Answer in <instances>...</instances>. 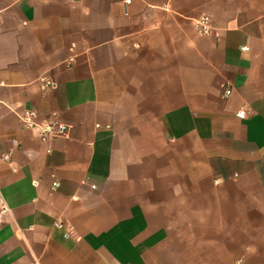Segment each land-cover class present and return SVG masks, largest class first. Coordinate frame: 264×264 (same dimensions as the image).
Masks as SVG:
<instances>
[{
    "label": "crops",
    "instance_id": "1",
    "mask_svg": "<svg viewBox=\"0 0 264 264\" xmlns=\"http://www.w3.org/2000/svg\"><path fill=\"white\" fill-rule=\"evenodd\" d=\"M126 1L0 0V264H264V0Z\"/></svg>",
    "mask_w": 264,
    "mask_h": 264
},
{
    "label": "built area",
    "instance_id": "2",
    "mask_svg": "<svg viewBox=\"0 0 264 264\" xmlns=\"http://www.w3.org/2000/svg\"><path fill=\"white\" fill-rule=\"evenodd\" d=\"M129 0L126 1L128 3ZM196 31L199 35H209L211 32L210 19L206 16H201L194 20ZM241 50H246L242 48ZM45 86L53 87V83L50 80H44ZM230 91L225 90V95H229ZM243 112H238L237 117L242 118ZM20 123L25 129H31L38 135L39 140L42 143H46L52 139L65 138L69 132V126L60 122L55 116L46 121H37V115L33 110H26L19 117ZM56 184H54L55 186ZM4 203L0 195V212L4 210Z\"/></svg>",
    "mask_w": 264,
    "mask_h": 264
}]
</instances>
